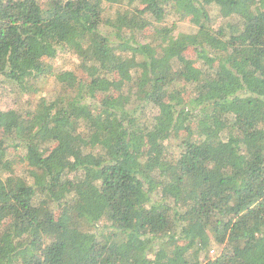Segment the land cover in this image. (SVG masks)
<instances>
[{"label":"trees","instance_id":"1","mask_svg":"<svg viewBox=\"0 0 264 264\" xmlns=\"http://www.w3.org/2000/svg\"><path fill=\"white\" fill-rule=\"evenodd\" d=\"M50 75L0 109V264H264V0H0V89Z\"/></svg>","mask_w":264,"mask_h":264},{"label":"rangeland","instance_id":"2","mask_svg":"<svg viewBox=\"0 0 264 264\" xmlns=\"http://www.w3.org/2000/svg\"><path fill=\"white\" fill-rule=\"evenodd\" d=\"M212 12H211V16L212 18H215L217 15V11L215 7H212ZM219 19H214L217 20L215 21L216 24L222 22H228V20H231L232 18H225V19H221L220 17H218ZM178 25V32L179 33H186V34H194V32L196 31V27L189 23L188 21H179L177 22ZM103 30H107V28H105V26H103ZM182 56L184 58H190L194 56V53L191 49H187ZM48 62H51L48 61ZM52 65L55 69V71L58 70H73L75 71L77 74L83 76V74L79 71V67H78V60L75 58V56H72V54L68 53V52H62L59 53L53 60H52ZM39 90L36 93H33L30 96H23V97H18V95L13 92L11 87L8 88H4L2 86V88L0 89V109H4V108H11V107H15V106H21L26 108L28 106L29 101H35L38 97L40 96H45L47 99H51L57 96V85H56V81L53 75L47 76L44 78L43 81H41L38 84ZM41 88V89H40ZM32 96V97H31ZM20 100V101H19ZM180 138L178 137H174V138H170L168 139V141H166V148L168 151L174 152V151H178V139ZM14 171L17 174H22L23 170L21 168V164L18 163L15 165L14 167ZM218 252V249L216 248V246L213 247V249L209 252V256L210 258H213L216 256Z\"/></svg>","mask_w":264,"mask_h":264}]
</instances>
